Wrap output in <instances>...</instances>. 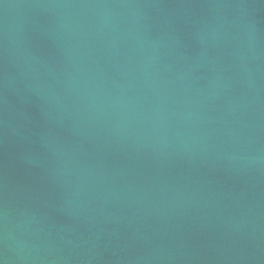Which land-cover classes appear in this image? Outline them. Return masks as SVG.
Here are the masks:
<instances>
[{
	"label": "water",
	"instance_id": "95a60500",
	"mask_svg": "<svg viewBox=\"0 0 264 264\" xmlns=\"http://www.w3.org/2000/svg\"><path fill=\"white\" fill-rule=\"evenodd\" d=\"M0 264H264V0H0Z\"/></svg>",
	"mask_w": 264,
	"mask_h": 264
}]
</instances>
